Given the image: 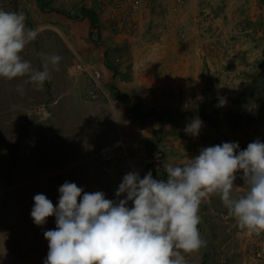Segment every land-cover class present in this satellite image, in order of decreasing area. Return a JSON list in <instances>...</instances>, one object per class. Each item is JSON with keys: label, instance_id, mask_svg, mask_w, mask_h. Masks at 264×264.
Listing matches in <instances>:
<instances>
[{"label": "rangeland", "instance_id": "1", "mask_svg": "<svg viewBox=\"0 0 264 264\" xmlns=\"http://www.w3.org/2000/svg\"><path fill=\"white\" fill-rule=\"evenodd\" d=\"M95 1L103 28L136 37L139 57L163 54V71L187 60L200 70L199 109L207 118L199 149L238 142L243 150L256 139L264 142V103L255 104L252 97L236 101L264 66V0H125L124 24L115 27L108 18L113 0ZM43 5L38 0H0V9L24 14L26 26L39 31L21 54L24 59L43 70L41 54L63 58L40 91L24 84L26 77L0 78V264H44L48 241L43 233L56 227L55 217L43 226L34 224V195L42 193L56 206L65 181L85 192L97 191L96 182L102 180L97 149L115 137L121 117L138 113L137 107L128 110L120 103L95 62L73 45V26L53 19ZM136 14L147 20L137 21ZM18 84L23 94L17 92ZM221 97L226 104L218 107ZM236 184L243 181L238 178ZM217 198L222 215L205 219L201 234L208 250L204 264H264V233L238 229ZM187 256L191 264L192 256Z\"/></svg>", "mask_w": 264, "mask_h": 264}, {"label": "clouds", "instance_id": "2", "mask_svg": "<svg viewBox=\"0 0 264 264\" xmlns=\"http://www.w3.org/2000/svg\"><path fill=\"white\" fill-rule=\"evenodd\" d=\"M38 34L26 26L24 14L0 9V78L26 77L23 83L37 91L52 79L60 55L41 54L43 70L21 55ZM16 90L23 94V85ZM225 104L221 97L218 107ZM202 123L194 118L185 133L199 136ZM165 172L166 179L154 178L151 171L143 178L128 172L115 200L68 181L58 189L56 206L42 193L34 195V224L43 226L55 217L56 227L43 233L48 241L44 264H188L187 255L207 246L199 213L213 196L238 229L264 233V142L256 139L243 150L238 142L204 147L183 164H168ZM238 178L242 185L236 184Z\"/></svg>", "mask_w": 264, "mask_h": 264}, {"label": "crops", "instance_id": "3", "mask_svg": "<svg viewBox=\"0 0 264 264\" xmlns=\"http://www.w3.org/2000/svg\"><path fill=\"white\" fill-rule=\"evenodd\" d=\"M42 1L46 14L73 26V30L70 31L73 34V45L78 47L87 60L95 62L103 78L107 79V86L116 94L120 93L116 96L120 103L128 106L130 108H127L128 110H131V107L138 108L136 110L138 113L121 117L115 137L103 142L112 141L119 136L124 138L138 136L141 138L137 142L138 147L129 149L127 157H117L113 174L102 172V180L99 182H96L94 176L88 177L91 184L98 183L99 185L95 187L103 188L113 196L108 199L115 200L117 199L115 192L128 172H138L143 178L151 171L154 178L166 179L165 167L168 164L180 165L188 158L199 154L203 127L197 137L184 131L186 125L194 118H199L203 123L207 118L199 109L202 86L200 70L197 67H190L187 60L180 67L173 63L169 65L170 68L163 71L161 67L167 64V58H163L162 54L156 56L161 57L159 59L149 52L139 57L134 47L136 37L109 32L107 28H103L105 20H101L99 16V27L91 29L89 17H83L80 10L91 9L98 14L95 0H40ZM148 11L150 19L152 9L148 8ZM63 12L68 15H64ZM136 18L137 21L140 20L139 22L143 20L141 15L136 14ZM132 19L135 20L134 15ZM145 20L147 19L143 21ZM124 43H127V46H124ZM116 56L118 63L115 64L112 61ZM137 162L145 163L140 171L132 168ZM217 202V196H213L202 203L199 213L201 223L198 226L201 234L207 225L205 219H214L215 214L222 215L221 212H217ZM206 203H210V206H207L209 209L203 208ZM207 251L204 247L198 253L191 254V264L195 261L197 264L203 261L204 264Z\"/></svg>", "mask_w": 264, "mask_h": 264}, {"label": "built area", "instance_id": "4", "mask_svg": "<svg viewBox=\"0 0 264 264\" xmlns=\"http://www.w3.org/2000/svg\"><path fill=\"white\" fill-rule=\"evenodd\" d=\"M113 6L109 9L108 18L113 21L112 26H123L125 21V0H113ZM140 137L134 139L133 141L128 140L124 137H117L116 139L103 143L96 152V161L100 167L101 172L104 174H113L117 157L123 156L127 157L129 149H136L137 142ZM144 162H137L134 167H132L135 171H140L144 167ZM83 188V187H81ZM97 191H102L106 194V198L109 196L106 190L103 188H98ZM47 255V251H45ZM189 256H186V259L189 260Z\"/></svg>", "mask_w": 264, "mask_h": 264}, {"label": "trees", "instance_id": "5", "mask_svg": "<svg viewBox=\"0 0 264 264\" xmlns=\"http://www.w3.org/2000/svg\"><path fill=\"white\" fill-rule=\"evenodd\" d=\"M38 1L41 4L40 0ZM63 13L64 15H68V13ZM80 14L83 17H89L91 29H96L99 27L97 12L91 9L82 8L80 10ZM262 65H264V62H262ZM117 95H120V93L118 92ZM251 97L252 102L255 104L264 103V66H262L261 70L257 73L256 77L252 81H250L246 85V87L236 96V101L240 102L242 100L251 99ZM200 264H203V261Z\"/></svg>", "mask_w": 264, "mask_h": 264}]
</instances>
